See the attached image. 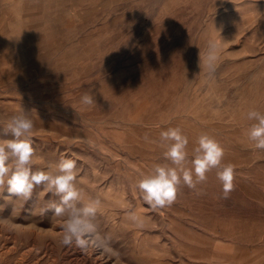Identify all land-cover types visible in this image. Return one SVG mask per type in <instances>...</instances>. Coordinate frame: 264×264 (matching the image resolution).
Returning a JSON list of instances; mask_svg holds the SVG:
<instances>
[{"label": "rangeland", "instance_id": "1", "mask_svg": "<svg viewBox=\"0 0 264 264\" xmlns=\"http://www.w3.org/2000/svg\"><path fill=\"white\" fill-rule=\"evenodd\" d=\"M209 41L220 45L213 74ZM85 93L95 104H81ZM250 109L264 112V0H0V132L24 111L33 170L74 159L112 237L103 251L60 246L61 220L29 212L59 199L40 187L23 210L0 199V264H264V151L247 138ZM169 127L189 153L201 134L220 142L236 173L227 199L213 171L201 195L182 186L169 208L142 204L132 184L161 160L153 141Z\"/></svg>", "mask_w": 264, "mask_h": 264}, {"label": "clouds", "instance_id": "2", "mask_svg": "<svg viewBox=\"0 0 264 264\" xmlns=\"http://www.w3.org/2000/svg\"><path fill=\"white\" fill-rule=\"evenodd\" d=\"M220 45L209 41L204 56V65L209 74L216 70ZM83 105L95 104L93 94L81 96ZM245 118L252 122L246 130L254 149L264 151V112L250 109ZM0 132V199L12 205L13 210H23L33 199L35 189L42 187L43 196L52 194L58 200H45L42 206L29 209L32 214L44 216L51 212L61 220V236L58 243L62 247H76L81 252L107 250L112 237L103 233L97 222V214L103 207L102 199L87 194L80 187L79 169L74 159L61 158L48 162L42 169L33 170L36 159L31 135L34 123L23 111L7 118ZM10 137V138H7ZM148 140V136H145ZM158 143L163 149L162 158L150 170L134 180L132 187L142 204L153 211L171 207L177 200L181 187H187L203 194L200 185L207 182L209 173L222 187V198L227 199L234 190L235 168L224 162L225 149L218 140L208 134H201L195 147L189 153V138L179 127H169L159 132ZM5 192L7 195H5ZM126 218L137 229L146 227V218L130 207Z\"/></svg>", "mask_w": 264, "mask_h": 264}]
</instances>
